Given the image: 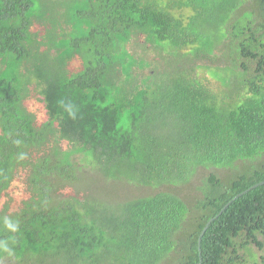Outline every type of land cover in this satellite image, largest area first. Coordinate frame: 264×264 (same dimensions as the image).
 <instances>
[{"label":"trees","instance_id":"obj_1","mask_svg":"<svg viewBox=\"0 0 264 264\" xmlns=\"http://www.w3.org/2000/svg\"><path fill=\"white\" fill-rule=\"evenodd\" d=\"M21 172L0 264H264V0H0V201Z\"/></svg>","mask_w":264,"mask_h":264},{"label":"rangeland","instance_id":"obj_2","mask_svg":"<svg viewBox=\"0 0 264 264\" xmlns=\"http://www.w3.org/2000/svg\"><path fill=\"white\" fill-rule=\"evenodd\" d=\"M32 31L39 32L40 36H42L45 33L44 26L38 23L34 24V26L32 27ZM81 68H82V61L78 57L71 60L68 65V69L70 72H76ZM25 105L30 112L36 115L37 124H42L47 120L48 114H47V109L45 107V103L42 101L41 96L37 92L32 91L30 97L25 101ZM64 145H66V142L64 143ZM86 183L90 184V179H86L83 185H86ZM25 184H26L25 174L24 172H21L20 175L13 182L9 190L6 192V194L3 195L0 201V208L5 203H9L10 210L15 211L20 209L22 207L23 201L27 199L29 196ZM84 194L85 192L83 191L77 192L73 187H67L61 192L62 196L77 195L78 197H82L84 196ZM120 198L121 197L119 196L116 202H122L123 200H121Z\"/></svg>","mask_w":264,"mask_h":264},{"label":"water","instance_id":"obj_3","mask_svg":"<svg viewBox=\"0 0 264 264\" xmlns=\"http://www.w3.org/2000/svg\"><path fill=\"white\" fill-rule=\"evenodd\" d=\"M264 184V181H261V182H259V183H257L256 185H254L253 187H257V186H259V185H263ZM253 187H251V188H253ZM250 188V189H251ZM243 193H245V192H243ZM242 194V193H241ZM229 204H227L226 206H228ZM225 206V207H226ZM224 207V208H225ZM214 220V218H212V219H210L209 220V222H208V224L206 225V227L203 229V231H202V233H201V235H200V237H199V250H201V241H202V236L205 234V232H206V230L208 229V227H209V225L211 224V222ZM200 253H201V251H200ZM199 264H201V263H199Z\"/></svg>","mask_w":264,"mask_h":264},{"label":"clouds","instance_id":"obj_4","mask_svg":"<svg viewBox=\"0 0 264 264\" xmlns=\"http://www.w3.org/2000/svg\"><path fill=\"white\" fill-rule=\"evenodd\" d=\"M0 248H2L4 251H8L7 243L6 242H0Z\"/></svg>","mask_w":264,"mask_h":264}]
</instances>
